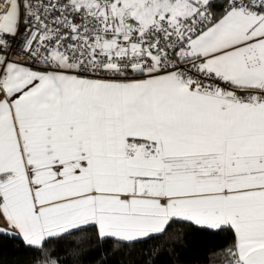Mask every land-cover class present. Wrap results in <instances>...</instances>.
Instances as JSON below:
<instances>
[{"label": "snow or ice", "instance_id": "snow-or-ice-1", "mask_svg": "<svg viewBox=\"0 0 264 264\" xmlns=\"http://www.w3.org/2000/svg\"><path fill=\"white\" fill-rule=\"evenodd\" d=\"M0 264H264V0H0Z\"/></svg>", "mask_w": 264, "mask_h": 264}, {"label": "trees", "instance_id": "trees-1", "mask_svg": "<svg viewBox=\"0 0 264 264\" xmlns=\"http://www.w3.org/2000/svg\"><path fill=\"white\" fill-rule=\"evenodd\" d=\"M206 242L207 243H219L220 242V238H208V240Z\"/></svg>", "mask_w": 264, "mask_h": 264}]
</instances>
